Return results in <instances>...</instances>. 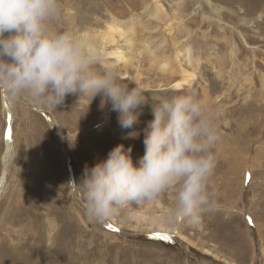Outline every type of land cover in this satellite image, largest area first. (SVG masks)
Returning a JSON list of instances; mask_svg holds the SVG:
<instances>
[{
	"label": "rangeland",
	"instance_id": "obj_1",
	"mask_svg": "<svg viewBox=\"0 0 264 264\" xmlns=\"http://www.w3.org/2000/svg\"><path fill=\"white\" fill-rule=\"evenodd\" d=\"M178 2L161 0L167 14L162 20L152 18V33H137V39L150 35L151 49L172 59L171 36L180 29L175 43L181 41L179 48L185 51L182 42L187 39L198 59L193 88L175 90L174 81L159 66L151 67L148 58L137 57L127 75L148 87L154 104L161 96L189 93L215 114L223 136L210 182L217 192L213 209L198 225L182 223L166 233L158 224L162 211L174 202L168 192L144 214L146 219L140 215L146 210L132 207L110 221L112 228L109 222L90 221L74 183L80 182L85 165L106 158L119 143L132 146L133 161H138L145 151L144 129L153 118L151 104L144 106L135 126L139 136L125 138L132 130L120 127L110 103L100 108V96L90 102V97L69 94L57 109L6 96L13 148L0 194V264H264V0H213L224 7L221 17L204 0L198 6L188 1L182 10H177ZM61 4L53 27L80 34L100 31L114 18L135 16L145 23L156 7L153 0ZM125 47L121 39L107 45L99 67L120 64L123 77L120 56ZM4 96L0 93V177L9 131ZM157 232L170 239L158 238Z\"/></svg>",
	"mask_w": 264,
	"mask_h": 264
},
{
	"label": "clouds",
	"instance_id": "obj_2",
	"mask_svg": "<svg viewBox=\"0 0 264 264\" xmlns=\"http://www.w3.org/2000/svg\"><path fill=\"white\" fill-rule=\"evenodd\" d=\"M61 0H0V93L12 101L57 109L69 94L100 96L110 103L125 138L151 104L144 129V154L134 163L132 146L115 145L106 158L85 165L76 185L87 218L95 223L119 219L134 205L143 207L172 192L174 202L160 215L162 227L198 225L216 202L211 179L223 133L202 99L189 94L161 96L155 104L142 84L122 78L117 65L104 63L88 38L57 30Z\"/></svg>",
	"mask_w": 264,
	"mask_h": 264
},
{
	"label": "bare ground",
	"instance_id": "obj_3",
	"mask_svg": "<svg viewBox=\"0 0 264 264\" xmlns=\"http://www.w3.org/2000/svg\"><path fill=\"white\" fill-rule=\"evenodd\" d=\"M153 1L156 3L155 13L154 15H150V16L146 14L145 16L151 17V20L145 23L142 22L140 19L135 18V16H132L130 17V19H127V20H118L117 18H114L112 19L111 22H108V24L104 27V29L100 31L94 30V32L92 31L93 33L86 32L83 35H85L88 38L89 42L94 47H96L100 51V53H102V51L105 52L107 45H115L117 43V39H121L122 41L125 42L126 47L125 49H123V52L120 57L123 58L122 64L126 72L123 74L122 78L125 79L126 81L130 80L129 75H127V73H129L130 66L134 65V62H136L135 60L137 59V57H138V61L141 60L139 58H142V60H145L148 58L149 62L151 63V67H154L156 65L159 66L158 68L164 73V77L167 78L168 80L174 81L171 86L175 90L180 91L181 89H184L185 87L193 88V85L195 84V81L197 79L198 72H197L196 62L198 61V59L195 58L191 42L185 43L187 42V39L183 41L184 43L182 42V45L185 48V51H182L179 48V43H181V41L175 43L174 34H177L176 31L180 32V29L175 30L171 36L173 38L172 39V42H173L172 55L173 56H172V59H167V60H164L161 57H159L158 56L159 54L155 53L156 49L154 51L151 49L153 41H149V38H152V37L150 35L143 36L145 35V33H152L151 30L149 29L150 24H153L152 18H155L156 20H162L164 15L167 14L164 5L161 3V0H153ZM188 1L194 2L195 5L201 4L200 3L201 0H179V2L177 3V5L179 6L177 10H180V9L182 10V8L184 7L187 8L186 2ZM204 1H206L207 4L214 10V13L218 14L217 16L221 17L222 15H224L222 12V9L224 8L223 6L214 4L213 0H204ZM194 12H196L195 9H194ZM141 32H143V35L141 36V38L139 37L137 39V33L139 34ZM171 32L172 30L170 31V33ZM142 38H144L145 40H143ZM139 45H140V48H138V51L136 52L137 55H136L134 51H135V48L138 47ZM117 49H121V46H118ZM114 52L115 50L112 51L113 54ZM184 59H186L187 62L185 64L190 66V69L184 66L183 64ZM115 65H120V64H115ZM145 88L147 89L148 87H145ZM4 99H5V106H7V109L10 111V101H8L6 95L4 96ZM9 119H11V123H12L13 116H12L11 111L9 112ZM12 148H13V136L11 133V138L8 137V147H7L6 153L3 158L4 170L2 172V176L0 177V194L2 193L3 186L6 183L7 166L11 158ZM154 206H155V203L153 202L143 207H137L135 205L133 207L146 210V211L141 212L140 214L142 219H146L144 214L148 213L149 210L154 208ZM158 227L161 229H164L166 233H174L176 231V229L171 230V229L162 227L160 223L158 224ZM181 237L193 243L187 236L181 235Z\"/></svg>",
	"mask_w": 264,
	"mask_h": 264
},
{
	"label": "snow or ice",
	"instance_id": "obj_4",
	"mask_svg": "<svg viewBox=\"0 0 264 264\" xmlns=\"http://www.w3.org/2000/svg\"><path fill=\"white\" fill-rule=\"evenodd\" d=\"M8 137L11 138V130H9V132H8ZM251 222H252V221H251V218H249V223H251ZM107 227H108V228H112L113 225L109 222V223L107 224ZM155 234H156V236H157L158 238H162V239H165V240L170 239V237H169L168 235H166V234L161 235V233H159V232H157V233H155Z\"/></svg>",
	"mask_w": 264,
	"mask_h": 264
},
{
	"label": "water",
	"instance_id": "obj_5",
	"mask_svg": "<svg viewBox=\"0 0 264 264\" xmlns=\"http://www.w3.org/2000/svg\"><path fill=\"white\" fill-rule=\"evenodd\" d=\"M10 112V111H9ZM11 119H9V130H11ZM9 132V131H8Z\"/></svg>",
	"mask_w": 264,
	"mask_h": 264
}]
</instances>
